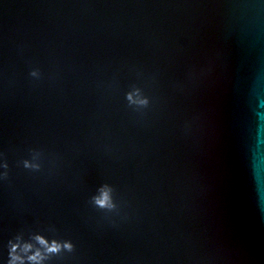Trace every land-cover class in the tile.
<instances>
[{
    "label": "water",
    "instance_id": "95a60500",
    "mask_svg": "<svg viewBox=\"0 0 264 264\" xmlns=\"http://www.w3.org/2000/svg\"><path fill=\"white\" fill-rule=\"evenodd\" d=\"M258 112L264 0H0V264H264Z\"/></svg>",
    "mask_w": 264,
    "mask_h": 264
},
{
    "label": "clouds",
    "instance_id": "9594fccd",
    "mask_svg": "<svg viewBox=\"0 0 264 264\" xmlns=\"http://www.w3.org/2000/svg\"><path fill=\"white\" fill-rule=\"evenodd\" d=\"M37 73L33 72V75H36ZM139 91V90H137ZM128 99L130 101H133V94L132 93H129L128 94ZM135 102V101H134ZM148 103V100L147 98H142L139 100V104L141 105H147ZM257 116L258 118H261L262 116H264V114H261V113H257ZM262 144H264V140H262L258 134L257 136V147L259 148ZM4 168L7 169L8 165H7V162L5 161L4 163ZM32 165L30 164V162L28 161H25V167H31ZM38 167V166H37ZM3 176L6 177L7 176V172L5 171L3 173ZM261 181V175H260V171H259V164H257V183L259 185ZM96 204L101 207V208H105V207H111L112 205L110 204V197L108 195L107 192H105L103 194V197L102 198H96ZM37 239L39 240V242L43 245H46V249H47V252L49 254H53V253H59L62 249H67L69 251L72 250L73 248V245L70 241L68 242H64V243H60V242H57V241H52L51 244L48 243L47 240L44 239V237H37ZM32 247L31 244H25L24 245V250L27 251L29 250L30 248ZM17 248H19V245L18 244H14L13 247H12V260L10 261V264H17V261H20L21 264L23 262V257H21L20 255L17 254ZM28 259L30 261H33V262H38V261H41L42 259H44V256L43 254L37 250V252H35L33 255L29 256Z\"/></svg>",
    "mask_w": 264,
    "mask_h": 264
}]
</instances>
